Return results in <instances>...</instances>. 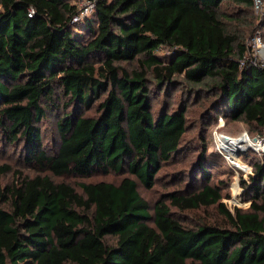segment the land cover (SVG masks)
<instances>
[{
  "label": "trees",
  "instance_id": "trees-1",
  "mask_svg": "<svg viewBox=\"0 0 264 264\" xmlns=\"http://www.w3.org/2000/svg\"><path fill=\"white\" fill-rule=\"evenodd\" d=\"M73 1L0 0V134L26 165L50 174L0 184V264H264V154L244 160L250 206L231 212L207 183L220 162L207 152L204 125L192 168L206 182L167 199L180 210L215 207L218 223L183 226L164 202L150 213L138 192L186 149L185 107L153 105L177 79L181 102L203 98L209 122L221 116L264 132V69L231 27L255 16L252 0H93L85 14ZM248 28L260 34L264 12ZM63 99L73 109L57 116ZM51 111L53 153L39 126ZM8 171L0 166V181ZM111 172L129 176L82 183L81 193L52 179Z\"/></svg>",
  "mask_w": 264,
  "mask_h": 264
},
{
  "label": "rangeland",
  "instance_id": "rangeland-1",
  "mask_svg": "<svg viewBox=\"0 0 264 264\" xmlns=\"http://www.w3.org/2000/svg\"><path fill=\"white\" fill-rule=\"evenodd\" d=\"M76 5L78 9L85 7L88 4L86 0H74L72 2ZM259 16L251 14V11L244 14L239 23H231V27L235 28L240 34L246 35L247 46L252 35L258 32L252 33L249 36V26L254 22L257 24ZM261 40L264 43V29L260 32ZM161 54V52L159 53ZM122 66H128L125 63H119ZM133 67V64L130 65ZM177 85L173 86L168 90V93H160L157 99L154 101V110H160L162 107L168 109L169 111L175 110L176 108L183 106L185 107V115L188 119V129L185 134V144L186 149L181 153L180 157L173 163L163 165L160 171L155 177V183L150 189L144 188L142 185L138 184V192L141 197L148 203L150 208V213H152V208L157 202H164L168 205L170 212L174 215V218L179 221L183 226H189L197 222H208V223H218L221 217L217 213L215 207H201L199 209L192 210H180L177 207L171 205L167 199L168 194L171 192L179 191V195L186 197L192 192H195L199 186L203 185L206 181L200 180L199 176L193 174L194 168H192V162L198 155L196 149L197 138L202 131L205 124L208 125L206 141L208 145V154H212L213 161L220 162V165L216 169L211 170V175H209V185L213 187H218L222 190L223 204L233 212L234 207L240 209H246L250 206V200L248 197L243 195L242 188L240 187V181L244 178L240 174V168L236 169L234 163L241 164L242 166L249 169L251 166L244 160L247 156L257 153L240 141H236L233 145H226L223 143L224 147H228L227 150L224 148L216 147V136H227L228 139L236 140L240 138L242 134H246L250 139L254 138L257 134L256 131H250L248 128L240 121H231L222 118L221 116L210 117L208 119L201 116L202 110V99L196 97V95L187 94L184 98V103L182 99L184 95V86L181 87V81L177 79ZM208 100H211L209 98ZM65 99L62 100L63 103L59 106V111L57 116L60 114H65L70 112L73 108L72 106L64 105ZM96 105V104H95ZM95 105L89 111H83V116H93L95 114ZM57 117L54 113L47 112V115L42 119L39 126L42 134L43 145L47 147L50 153H53L59 144L58 133L56 129ZM258 135V134H257ZM245 136V135H242ZM241 136V137H242ZM246 138V136H245ZM245 141V139L241 140ZM20 149L13 148L5 143L2 135L0 134V166L7 167L9 171L1 177L0 184L2 187L6 185H11L16 182L18 175L25 177H34L38 174H48L38 172L35 168L26 165L22 157L20 156ZM256 161V160H254ZM252 170V166H251ZM129 176L128 173H108L101 174L97 173L90 177L81 178L75 176H63V177H53L55 182H64L72 186L78 193H81L80 184L82 183H95L99 181H105L108 183L118 184L119 181L125 177ZM30 255H27L21 260L22 263H27L31 261Z\"/></svg>",
  "mask_w": 264,
  "mask_h": 264
},
{
  "label": "built area",
  "instance_id": "built-area-1",
  "mask_svg": "<svg viewBox=\"0 0 264 264\" xmlns=\"http://www.w3.org/2000/svg\"><path fill=\"white\" fill-rule=\"evenodd\" d=\"M82 1V0H80ZM88 1V4L85 7H81L79 10L82 11V14L90 12L92 9V2L93 0H86ZM252 5H253V11L254 14L257 16H261L264 12V0H252ZM80 14L79 16H81ZM78 17L74 18L73 20L76 21ZM248 49H249V60L255 64L260 66L261 68L264 69V43L261 40L260 34L255 33L250 39L248 43ZM246 136V141H241V143L238 144H245L248 147L252 148L257 155L264 154V132L262 134L256 135L254 138L250 139L246 134H242ZM241 135V136H242ZM240 136V137H241ZM229 137L227 136H216V147L224 148V150H227L228 147H224L223 143L226 145H233L231 143V140H228ZM228 140L226 142L225 140ZM234 139V138H233ZM236 169L239 167L237 166L236 163H234ZM239 170L244 177L252 173L251 166H249V169L245 170L240 168Z\"/></svg>",
  "mask_w": 264,
  "mask_h": 264
},
{
  "label": "bare ground",
  "instance_id": "bare-ground-1",
  "mask_svg": "<svg viewBox=\"0 0 264 264\" xmlns=\"http://www.w3.org/2000/svg\"><path fill=\"white\" fill-rule=\"evenodd\" d=\"M243 139H245V141H246L245 136H242V137H240V138H238V139H236V140L231 139V143L234 144L237 140L241 142V140H243ZM228 140H230V139H228ZM235 163H236V162H235ZM236 164H237V166H238L239 168H242V169H245V170L248 169V168L246 169V167L242 166L241 164H238V163H236Z\"/></svg>",
  "mask_w": 264,
  "mask_h": 264
},
{
  "label": "water",
  "instance_id": "water-1",
  "mask_svg": "<svg viewBox=\"0 0 264 264\" xmlns=\"http://www.w3.org/2000/svg\"><path fill=\"white\" fill-rule=\"evenodd\" d=\"M225 141H226V142H228V140H227V139H226Z\"/></svg>",
  "mask_w": 264,
  "mask_h": 264
}]
</instances>
